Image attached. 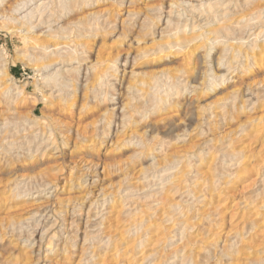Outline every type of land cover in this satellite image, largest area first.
Returning <instances> with one entry per match:
<instances>
[{
    "label": "rangeland",
    "instance_id": "374dc122",
    "mask_svg": "<svg viewBox=\"0 0 264 264\" xmlns=\"http://www.w3.org/2000/svg\"><path fill=\"white\" fill-rule=\"evenodd\" d=\"M0 264H264V0H0Z\"/></svg>",
    "mask_w": 264,
    "mask_h": 264
},
{
    "label": "bare ground",
    "instance_id": "6f19581e",
    "mask_svg": "<svg viewBox=\"0 0 264 264\" xmlns=\"http://www.w3.org/2000/svg\"><path fill=\"white\" fill-rule=\"evenodd\" d=\"M23 27H24V25H23ZM22 26L20 27V28H18V30H22V28H23ZM48 28V27H47ZM22 31H26V34L27 33H29L30 32V28H28V27H25V28H23V30ZM57 33V32H56ZM59 35H60V33H59ZM58 35V36H59ZM27 36V35H26ZM57 36V35H56ZM28 37V36H27ZM47 38L48 39H45V41L44 42H48V40H50V38H54L55 39V36L54 35H52V34H48V36H47ZM59 39V38H58ZM37 40V39H36ZM79 40V39H78ZM38 41V40H37ZM37 41H36V43H35V49H39L37 52H39L41 55H48L49 56V58H50V56L51 57H53L55 60H58L60 63H64V65L63 66H65L66 64L65 63H67V61H71V59L73 58L72 56V54H70L69 52H70V49H69V46L68 45H66V43L65 42H56L55 44H49V45H45L44 43H43V41H39L38 43H37ZM41 42V43H40ZM46 42V43H47ZM177 42V41H176ZM69 43V42H68ZM86 43V42H85ZM42 44V45H41ZM176 44V43H175ZM177 44H178V42H177ZM53 58H51V61H52V59ZM53 59V60H54ZM81 59V58H80ZM57 61V63H59ZM102 62V61H101ZM68 63H70V62H68ZM67 63V64H68ZM110 63V62H109ZM108 63V64H109ZM100 64H102V63H100ZM62 65V64H61ZM98 66V65H97ZM104 67V66H103ZM102 68V67H101ZM67 69H65V71H66ZM95 70V69H94ZM98 70V69H97ZM103 70V69H102ZM101 71V70H100ZM64 72V71H63ZM107 73V72H106ZM102 76H104V75H102V73L101 72H99V70H98V73H96L95 74V76L94 77H96V79L97 80H99V79H101V77ZM103 78V77H102ZM101 81H102V79H101Z\"/></svg>",
    "mask_w": 264,
    "mask_h": 264
}]
</instances>
